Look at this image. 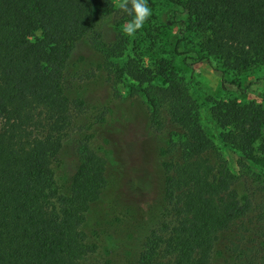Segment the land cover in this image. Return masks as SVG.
Masks as SVG:
<instances>
[{
    "label": "trees",
    "instance_id": "trees-1",
    "mask_svg": "<svg viewBox=\"0 0 264 264\" xmlns=\"http://www.w3.org/2000/svg\"><path fill=\"white\" fill-rule=\"evenodd\" d=\"M116 1L0 0V264L113 262L84 229L109 184L107 161L90 147L108 110L85 92L83 79L93 75L110 85L131 79L164 142L158 213L127 264H233L225 252L236 264H264V202L238 197L225 161L211 157L229 148L249 160L258 142L264 160L263 107L214 102L213 141L167 59L130 55L138 41L121 31L128 17ZM170 2L176 54L197 40L184 58L189 67L206 60L239 87L226 77L264 66V0ZM144 32L154 49L158 29ZM86 61L93 74L79 70ZM54 166L68 174L61 185ZM226 232L232 238L222 250Z\"/></svg>",
    "mask_w": 264,
    "mask_h": 264
},
{
    "label": "rangeland",
    "instance_id": "rangeland-1",
    "mask_svg": "<svg viewBox=\"0 0 264 264\" xmlns=\"http://www.w3.org/2000/svg\"><path fill=\"white\" fill-rule=\"evenodd\" d=\"M147 4L152 15L135 34L138 42L130 55L141 56L145 63H150L153 56L167 59L185 80L189 94L199 108L200 124L213 141H216L219 132L210 116L214 102L235 101L241 105L256 103L264 109V66L226 77L228 81H236L239 87L223 81L215 64L206 60H199L189 67L187 62L190 60L186 62L184 58L193 56L189 51L196 49L197 40L189 38L177 49L178 53H185L176 54L175 44L180 33L171 21L172 2L147 0ZM128 19L122 22L121 31ZM157 29L159 37L156 47L151 49L144 31L155 32ZM78 68L93 74L88 61L80 63ZM83 81L86 93H97L108 105L105 117L92 134L90 147L107 161L106 176L109 182L100 200L91 205L84 229L102 250H110L112 264H127L139 252L158 213L163 137L152 132L148 121V106L136 92V84L131 79L115 78V82L110 85L93 75L91 80L85 78ZM155 84L162 85L163 82L157 79ZM216 145L220 148L218 143ZM258 150L259 144L256 142L249 160L229 148H222L211 157L215 160L220 155L221 160L225 161L235 177L233 188L238 197L246 199L252 195L255 201L264 202V160ZM53 170L57 183L63 184L67 172L55 166ZM231 236L228 232L221 234L219 247L222 250ZM221 257L229 258L236 264L235 259L226 252Z\"/></svg>",
    "mask_w": 264,
    "mask_h": 264
},
{
    "label": "clouds",
    "instance_id": "clouds-1",
    "mask_svg": "<svg viewBox=\"0 0 264 264\" xmlns=\"http://www.w3.org/2000/svg\"><path fill=\"white\" fill-rule=\"evenodd\" d=\"M118 9L127 17L122 32L128 36L135 34L143 27L144 22L152 15L147 0H117Z\"/></svg>",
    "mask_w": 264,
    "mask_h": 264
}]
</instances>
